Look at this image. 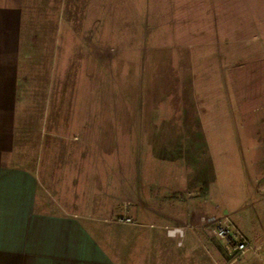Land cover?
Masks as SVG:
<instances>
[{
  "label": "crops",
  "instance_id": "obj_1",
  "mask_svg": "<svg viewBox=\"0 0 264 264\" xmlns=\"http://www.w3.org/2000/svg\"><path fill=\"white\" fill-rule=\"evenodd\" d=\"M160 2L0 0V264H264V57L236 67L208 0ZM157 47L179 88L126 117L110 57ZM225 214L256 250L201 228Z\"/></svg>",
  "mask_w": 264,
  "mask_h": 264
},
{
  "label": "rangeland",
  "instance_id": "obj_2",
  "mask_svg": "<svg viewBox=\"0 0 264 264\" xmlns=\"http://www.w3.org/2000/svg\"><path fill=\"white\" fill-rule=\"evenodd\" d=\"M133 1L124 0L125 3L119 6L122 9L117 12L119 18L125 17L126 19L127 17L130 18L135 15L134 9L132 8ZM208 1L212 5L211 12L214 11V16L209 18V20L213 24H218L219 22L220 39L218 41L221 45L229 46L226 48V52L229 55L237 53L236 57L233 58L234 62H236V67L245 68L250 66V63L260 66L262 57H264V0ZM157 3V8L161 7L160 0H157ZM162 3L164 4V1ZM113 4H117V1H114ZM127 4L131 5L128 6ZM149 14L153 17L155 12L151 11ZM163 14L160 12L157 15ZM159 20H161L160 23H164L165 19L163 17L158 18V23ZM127 32L129 33L131 30L126 28L125 35ZM152 36L164 42L166 39H169L168 36L170 35L169 33L162 35L156 32ZM208 36L209 34L205 38L207 39ZM131 37L134 36L128 38ZM124 45L129 46L128 44ZM164 50L157 47L154 52H151V54L148 53L142 60L140 59L142 63L140 73L136 69L138 54L135 52L121 53L114 55L112 58L110 57V100L113 98L119 103L125 104L123 109H119L120 114L126 117L145 115L147 114L145 106L148 102L156 99L159 101V104H165L168 93L164 92V88L167 83L171 87L179 88L178 85L181 82L180 75L177 76L175 72H172V74L168 73L170 69H168L167 62L164 60L165 58L163 59ZM228 53L222 55L223 63L230 64L228 62ZM155 60L159 61V66L156 65ZM233 60L231 59V63ZM225 63L224 66H226ZM157 88L161 89L154 91ZM171 95L174 99H178L180 92H173ZM139 102L144 103V106L135 107L134 103L139 104ZM160 110L162 111L161 114H163V107Z\"/></svg>",
  "mask_w": 264,
  "mask_h": 264
},
{
  "label": "built area",
  "instance_id": "obj_3",
  "mask_svg": "<svg viewBox=\"0 0 264 264\" xmlns=\"http://www.w3.org/2000/svg\"><path fill=\"white\" fill-rule=\"evenodd\" d=\"M125 223L132 222L129 217L121 219ZM201 228L211 237L220 239L223 243V247L228 256L237 258L238 256L245 254L250 250H256L257 247L252 245L247 238L239 232L230 217L225 214L220 217H201ZM167 234L169 237H183L185 230L183 228L168 229Z\"/></svg>",
  "mask_w": 264,
  "mask_h": 264
}]
</instances>
